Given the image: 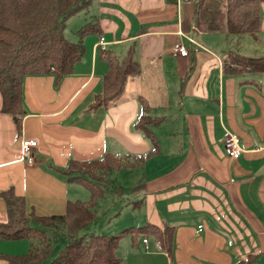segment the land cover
Listing matches in <instances>:
<instances>
[{
    "label": "crops",
    "instance_id": "obj_1",
    "mask_svg": "<svg viewBox=\"0 0 264 264\" xmlns=\"http://www.w3.org/2000/svg\"><path fill=\"white\" fill-rule=\"evenodd\" d=\"M196 1L92 0L70 17L69 41H78L86 22L100 32L83 38V57L70 75L25 77L20 131L0 110V193L12 190L37 216L64 214L68 201H88L90 191L60 169L70 160L151 151L137 125L143 117L157 148L141 165L110 172V188L123 195L132 179L139 226H172V254L153 235L134 231L116 249L121 264H233L249 257L264 264V71L225 67L232 53L264 60V1L259 30L243 34L226 31L223 0H202L195 24ZM102 50L130 55L139 67L107 107L94 106L108 68ZM225 131L243 149L237 158L225 152ZM24 138L37 141L32 163L22 159ZM7 219L0 194V223ZM94 221L87 234H99ZM29 246L27 239L0 238V264H7L3 254H24Z\"/></svg>",
    "mask_w": 264,
    "mask_h": 264
},
{
    "label": "trees",
    "instance_id": "obj_2",
    "mask_svg": "<svg viewBox=\"0 0 264 264\" xmlns=\"http://www.w3.org/2000/svg\"><path fill=\"white\" fill-rule=\"evenodd\" d=\"M264 0H223L224 25L229 33H255L260 28L261 3ZM92 0H0V110L10 115L20 131L23 117V81L31 75L52 74L59 81L70 75L76 62L84 54L83 38L99 33L96 23L86 22L78 30V41H69L64 35L66 21L87 9ZM202 0L196 1L194 23L199 24L197 11ZM101 56L108 68L103 77V91L94 106L107 107L124 92L128 78L139 72L130 55L118 56L111 50H102ZM226 69L230 71H264V60L245 58L236 53L228 56ZM143 121V122H142ZM148 120L140 117L137 125L152 141L151 151L142 155L112 156L106 153L100 159L70 160L61 173L67 180L83 184L90 191L88 201H68L60 215L37 216L27 212L24 199L12 190L2 191L8 219L0 223V238L27 239L29 250L24 254H3L7 264H121L116 255L120 240L137 231L150 234L159 242V248L172 254L173 227L147 223L124 228L120 233L87 234L96 217V207L107 194L122 195L120 187L110 188V172L141 165L157 144ZM132 157L133 159H130ZM142 184L133 191L139 192ZM85 230L82 234L81 231ZM63 240L55 251V242ZM233 264H251V257Z\"/></svg>",
    "mask_w": 264,
    "mask_h": 264
},
{
    "label": "rangeland",
    "instance_id": "obj_3",
    "mask_svg": "<svg viewBox=\"0 0 264 264\" xmlns=\"http://www.w3.org/2000/svg\"><path fill=\"white\" fill-rule=\"evenodd\" d=\"M69 25L70 24H68V28ZM69 36L71 37L69 32H67L66 38L68 39ZM132 182V179H127V181L123 183L124 194L121 197L109 192V194L100 199L99 206L96 207L95 210L97 218L94 221L93 226L97 228V232L99 234H118L126 227L140 225L137 219V216L140 214V210L139 208H133L132 206V202L136 199L134 193L130 192V188L133 186ZM84 232L85 230L80 233L83 234ZM62 244V239L55 242L54 256L56 255L57 250L61 248Z\"/></svg>",
    "mask_w": 264,
    "mask_h": 264
},
{
    "label": "built area",
    "instance_id": "obj_4",
    "mask_svg": "<svg viewBox=\"0 0 264 264\" xmlns=\"http://www.w3.org/2000/svg\"><path fill=\"white\" fill-rule=\"evenodd\" d=\"M102 40V39H101ZM175 50L180 54V55H187L188 50L186 47L181 46V45H175ZM37 145V141L33 139H22L21 140V155L22 159L26 160L28 163H32L34 161V154L33 150ZM224 147H225V152L229 158H237L239 157L243 149L239 145L238 138L235 134H233L230 131H225L224 133ZM143 243L145 248H148V239L144 238ZM158 246H159V242Z\"/></svg>",
    "mask_w": 264,
    "mask_h": 264
}]
</instances>
